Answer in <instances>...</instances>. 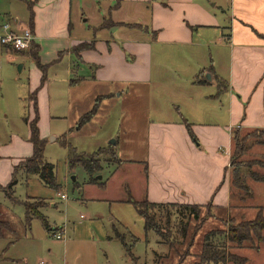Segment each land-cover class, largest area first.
<instances>
[{"label":"crops","instance_id":"crops-1","mask_svg":"<svg viewBox=\"0 0 264 264\" xmlns=\"http://www.w3.org/2000/svg\"><path fill=\"white\" fill-rule=\"evenodd\" d=\"M3 22L33 39L23 51L0 44V189L17 176L38 178L18 169L33 153L24 117L33 118L34 96L37 126L42 115L48 124L72 118L70 132L95 105L75 131L115 119L107 142L94 146L114 139L121 165L107 179L134 167L138 199L229 205L232 135L264 131V0H0ZM4 221L0 264H69L64 247L35 259L19 253L35 251V239L19 240Z\"/></svg>","mask_w":264,"mask_h":264},{"label":"rangeland","instance_id":"rangeland-1","mask_svg":"<svg viewBox=\"0 0 264 264\" xmlns=\"http://www.w3.org/2000/svg\"><path fill=\"white\" fill-rule=\"evenodd\" d=\"M27 78H29L28 67L25 66L24 71L16 74V79L23 84ZM114 121L115 119L111 118L100 119L98 125H88L80 131H75L76 128L82 127L79 126L78 121L70 129L72 131L68 132L73 126L72 118L53 120L48 124L46 117L41 116V126L38 124V128L40 134L47 140L44 147V161L54 165L55 183L58 189L49 188L33 176L27 181L17 176V183L13 188L15 201L6 198L4 192L0 190V212H2L0 218L11 223L19 240L26 234L27 237H33L36 242L35 251L31 247H24L19 248V253L35 259L45 249L51 248L57 253L64 247L65 260L67 258L69 264H198L197 255L201 250L204 236L210 234L215 242H221L226 238L229 229L237 227L243 221L253 219L258 208H261L264 214V184L248 182L251 197L243 200L237 195L231 197L233 190L230 186L229 205L215 207L212 203H208L200 208L198 220L187 218V212L180 217L174 215V209L168 211L169 216L171 215L168 240L164 241L152 232L145 234L142 219L135 209L126 203L125 184L129 187L132 198L142 201L138 199L141 196L138 171L134 167H122L112 179L108 180V176L118 165H121L120 160L114 155L115 151L105 150L107 146L98 149L94 146L101 139H103L102 143L107 140ZM52 138H55V141ZM109 140L114 141L113 138ZM63 141L66 142L65 145ZM69 147L74 148L78 153L94 152L93 154L97 155L102 169L93 176V179L98 183H105V188H101L99 184H91L93 182H89L90 177L82 165L69 167ZM257 149L253 146L241 159L249 160L247 163L250 164L258 161L260 158H257L259 150ZM260 160L264 161V157ZM250 168L260 174L263 173L255 164ZM230 176L231 171H229ZM59 194L65 195L66 199H61ZM25 201L43 203L41 214L51 228L64 229L65 241L51 237L50 233L42 228L38 219L32 220L31 230L25 232L22 228L24 208L21 204ZM175 205L179 207L187 204L175 203ZM165 209L161 210L162 216L158 214V217H161L158 220L166 216ZM179 222L183 226H188L185 239H181L176 233L175 227L179 226ZM161 223H165V219H162ZM117 234L123 237L125 244L132 245L131 254L135 258L134 262H131L126 255L121 241L116 238ZM174 237L177 239L174 240ZM68 238L70 242L66 246ZM5 243L4 239L0 238V245L3 248L6 247ZM227 245L229 253L239 258H246L245 264H264V241L257 243L253 238L252 241H246L239 247L228 243ZM15 249L17 248L10 247L9 253ZM227 264L232 263L227 262Z\"/></svg>","mask_w":264,"mask_h":264},{"label":"trees","instance_id":"trees-1","mask_svg":"<svg viewBox=\"0 0 264 264\" xmlns=\"http://www.w3.org/2000/svg\"><path fill=\"white\" fill-rule=\"evenodd\" d=\"M30 5V4H29ZM28 5V6H29ZM31 9V7H30ZM31 11V10H30ZM30 23L33 20L32 11L30 13ZM88 47V46H87ZM85 45L80 46L76 49L78 52L79 49L87 48ZM91 48V45L89 46ZM32 59L38 68L43 69V66L40 65V62L36 56V54H32ZM44 76L41 79V82L44 81ZM33 118L30 120L27 117H24V121L28 122L30 137L29 142L32 144L33 153L32 155L25 159L20 165L18 169H21L22 172L28 177L30 175H36L39 180L46 186L51 189L57 190L58 186L55 183V170L54 165L47 163L44 161V147L45 141L40 137L38 130V111L35 103V97L33 96ZM96 105L94 109L89 113L85 114L79 119V126H83L87 122H89L96 111ZM232 151L230 157V171L231 176L229 177L230 186L233 190L231 197L237 195L239 199H245L246 197H251V189L248 185V182H259L264 184V161L260 160L261 157H264V153L259 154L257 158L259 159L253 163H247L249 160L241 159L244 154H247L248 150H250L253 146L262 145L264 146V131H253L250 133L242 134L239 131H236L232 135ZM64 145L65 141L62 142ZM105 150L115 151L114 146L109 145ZM107 151V152H108ZM69 160L68 165L70 168H73L75 165L80 164L84 167L86 173L90 177L91 184H99L100 187L104 186V183L97 182L93 179V176L96 175L101 169V165L98 163L99 159L97 155L86 154V153H78L74 148L69 147ZM116 155V154H114ZM252 164L260 167L262 169V174L251 170L250 166ZM244 169V170H243ZM16 185V180L12 179V181L4 188L0 189L4 192L6 198L11 201H15L13 197V188ZM127 199L126 203L130 204L138 214V216L143 221V230L145 233L152 232L158 238L166 241L170 237V216L169 212L171 209H174V215L180 216L187 212V218L197 219L198 220V212L202 206L198 205H172V204H154L150 203L147 200L136 201L130 195L129 190L126 188ZM31 200V199H29ZM32 200H35L32 198ZM42 201V200H41ZM44 202V201H43ZM24 208V222L28 227L32 220L38 219L44 226L45 230H49V225L46 218L41 214L40 210L43 207V203L40 201L36 203L23 202L21 203ZM168 205V206H164ZM165 209L166 216L162 217L165 219V223H161V220H158V214L162 216V209ZM158 209V210H156ZM168 215V216H167ZM182 220V219H181ZM180 221V220H179ZM179 226L175 227L177 230L176 233L181 237V239H185L187 236L188 226H183L181 222L178 223ZM165 227V228H164ZM167 227V229H166ZM3 230H9V224L0 218V232ZM167 230V231H166ZM264 214L261 208H258L257 213L254 218L251 220L243 221L240 225L235 228L229 229L226 233V238H224L221 242H215L211 235L208 234L204 236L202 241L201 250L197 255L198 264H227V262H231L232 264H245L246 258H239L234 256L233 254L228 252V244H232V246H240L242 243L246 241H252L253 238L256 239L257 243H261L264 241ZM116 238L121 241V244L126 255L129 257L131 262L135 261L134 256L131 254L132 245H127L123 241V237L119 234L116 235ZM177 237H174L176 240ZM191 246V245H190ZM181 264V263H179Z\"/></svg>","mask_w":264,"mask_h":264},{"label":"built area","instance_id":"built-area-1","mask_svg":"<svg viewBox=\"0 0 264 264\" xmlns=\"http://www.w3.org/2000/svg\"><path fill=\"white\" fill-rule=\"evenodd\" d=\"M32 34L30 30H24L21 33H14L10 30L7 22L0 23V44L11 50V51H23L30 47L32 42ZM61 198L65 199V195H60ZM51 237L56 240H65V231L63 228H51L49 229ZM39 264H46L40 262Z\"/></svg>","mask_w":264,"mask_h":264},{"label":"water","instance_id":"water-1","mask_svg":"<svg viewBox=\"0 0 264 264\" xmlns=\"http://www.w3.org/2000/svg\"><path fill=\"white\" fill-rule=\"evenodd\" d=\"M110 143H111V145H115V141H111Z\"/></svg>","mask_w":264,"mask_h":264}]
</instances>
